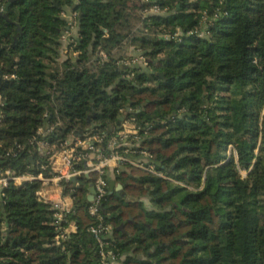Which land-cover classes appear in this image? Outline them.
<instances>
[{
  "label": "trees",
  "instance_id": "trees-1",
  "mask_svg": "<svg viewBox=\"0 0 264 264\" xmlns=\"http://www.w3.org/2000/svg\"><path fill=\"white\" fill-rule=\"evenodd\" d=\"M203 17L205 35L190 33ZM124 44L145 67L121 63ZM126 107L167 178L131 164L116 175L123 188L101 213L118 264H264V0H13L0 15V169L50 175L32 139L106 141ZM91 180L63 182L73 206L62 221L39 180L9 184L0 264H100Z\"/></svg>",
  "mask_w": 264,
  "mask_h": 264
},
{
  "label": "built area",
  "instance_id": "built-area-1",
  "mask_svg": "<svg viewBox=\"0 0 264 264\" xmlns=\"http://www.w3.org/2000/svg\"><path fill=\"white\" fill-rule=\"evenodd\" d=\"M154 9L157 10L155 7ZM76 14L75 11L71 12L68 30L75 27ZM206 21V17H203L202 24ZM190 33L198 34V30L190 31ZM165 37L179 40L181 32L177 30ZM75 54L71 51V55ZM100 55L102 59L108 58L107 53L103 51L100 52ZM43 130L42 127H39L38 133L42 134ZM50 130L51 128H49ZM104 137L103 133L93 131L87 132L83 137L73 133L60 146L49 145L43 139H32L31 143L36 144L40 152L45 151L48 154V163L45 167L50 169V175L44 176L42 173L16 175L10 170L0 169V199L9 184L20 186L26 181L39 180L41 186L36 192L37 196L50 202L56 210V220L62 221L65 213L70 211L73 206L72 196L63 193V182H71L70 179L75 177L76 181L73 185L78 186L79 178L83 175L91 178L90 185L93 186L94 193L92 200L89 201L87 212L94 218L95 224L89 227V231L98 243L100 264H118L119 257L108 248L111 226L104 222L100 209L102 202L110 192L109 171L117 175L121 170V165L131 164L162 178H167V176L156 169L151 161V154L140 148L142 137L134 117L126 115L120 123V128L106 141H104ZM89 194L88 191L87 195ZM67 234L69 233L65 227L62 234L56 236L57 242L60 237H65Z\"/></svg>",
  "mask_w": 264,
  "mask_h": 264
},
{
  "label": "crops",
  "instance_id": "crops-1",
  "mask_svg": "<svg viewBox=\"0 0 264 264\" xmlns=\"http://www.w3.org/2000/svg\"><path fill=\"white\" fill-rule=\"evenodd\" d=\"M70 15H71V12H68L67 14H64L63 16L65 17V18H67L68 20H70ZM76 35V27H74V28H72V29H69L66 33H64V35H63V38H62V47L63 48H65L66 46H67V44H68V38L70 37V36H75ZM130 50H131V52H133V53H135V51L134 50H132V48H130ZM130 56V55H129ZM121 170L122 169H124V165H121V168H120ZM108 178H109V181H114V189L113 190H110L109 189V191L110 192H117V193H119L121 190H122V188H123V185H122V188H119L117 185L118 184H121V183H119L118 181H117V179H116V175L115 174H113L112 172H110L109 171V173H108ZM149 203V202H148ZM66 231L70 234V233H73V232H75L76 231V225H75V223L72 221V222H69V224L66 226Z\"/></svg>",
  "mask_w": 264,
  "mask_h": 264
},
{
  "label": "rangeland",
  "instance_id": "rangeland-1",
  "mask_svg": "<svg viewBox=\"0 0 264 264\" xmlns=\"http://www.w3.org/2000/svg\"><path fill=\"white\" fill-rule=\"evenodd\" d=\"M3 4L4 3L1 2L0 8H2ZM208 22H210V21H206L204 24L201 25V28H199V29L197 28L198 35L200 34L199 36L205 35V33H206L205 28H206V24ZM130 48H132V47H129L128 44H124L123 47L121 48L120 54L125 53L126 55H130V56H128L127 59H124V61H122L121 63L122 64H129L131 62H135V63H138L139 65H141L142 67H145L144 59L141 56L137 57V55L135 53L131 52ZM132 50H134V49L132 48ZM242 173L244 174V171H242ZM144 203L147 207L150 206L147 198H144Z\"/></svg>",
  "mask_w": 264,
  "mask_h": 264
},
{
  "label": "water",
  "instance_id": "water-1",
  "mask_svg": "<svg viewBox=\"0 0 264 264\" xmlns=\"http://www.w3.org/2000/svg\"><path fill=\"white\" fill-rule=\"evenodd\" d=\"M13 0H7V3L5 4V7H4V9L3 10H0V15H2L3 17H7V10H8V7H9V5H10V3L12 2ZM72 8H74V7H72ZM62 18H65L64 16H62ZM18 29H19V27H18ZM65 32L64 31H62V34H64ZM72 56V55H71ZM133 66V65H132ZM160 76H162L163 77V75L161 74V73H158ZM129 112H132L131 110H130V108L129 107H126L125 108V111L123 112V114L119 117V121H118V124H120V122L124 119V117L129 113ZM74 134L75 135H79L80 133L79 132H74ZM87 177V176H86ZM70 181L72 182V183H75V181H76V179H75V177H72L71 179H70ZM114 181H109V189L110 190H113L114 189ZM119 188H122V185L121 184H118L117 185ZM88 191H89V195H87V200L88 201H91L92 200V198H93V193H94V188H93V186L92 185H89V188H88ZM101 210H103V208L101 207L100 208Z\"/></svg>",
  "mask_w": 264,
  "mask_h": 264
}]
</instances>
